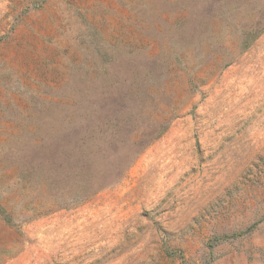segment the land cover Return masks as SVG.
<instances>
[{"label": "rangeland", "instance_id": "obj_1", "mask_svg": "<svg viewBox=\"0 0 264 264\" xmlns=\"http://www.w3.org/2000/svg\"><path fill=\"white\" fill-rule=\"evenodd\" d=\"M0 264H264V0H0Z\"/></svg>", "mask_w": 264, "mask_h": 264}]
</instances>
